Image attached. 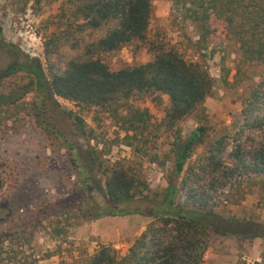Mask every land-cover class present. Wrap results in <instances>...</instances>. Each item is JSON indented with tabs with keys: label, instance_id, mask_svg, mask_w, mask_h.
Returning <instances> with one entry per match:
<instances>
[{
	"label": "rangeland",
	"instance_id": "374dc122",
	"mask_svg": "<svg viewBox=\"0 0 264 264\" xmlns=\"http://www.w3.org/2000/svg\"><path fill=\"white\" fill-rule=\"evenodd\" d=\"M207 1L205 7L211 14L205 23L195 20L180 0L151 1L149 39L177 49L187 60L205 65L214 79L211 93L204 101L205 117L199 120L188 116L181 120V139L187 138L200 123L207 126V140L226 131L233 132L240 121L242 100L264 73V63L256 57H247L240 48L241 34L249 35L253 31L264 37V24L255 27L253 15L246 11L252 12L251 4L255 1L244 0L242 14L231 7L225 11L212 10ZM63 3L64 0H0L2 38L13 45L10 49L0 44V72L12 63L34 64L33 59H37L49 78L46 51L52 47V40L60 41L57 50L49 55L55 63L64 66L68 58L86 55L85 43L100 33L85 30L79 35L69 11L62 10ZM146 47L145 42L136 41L115 52L95 56L111 70H117L123 65L144 62ZM31 78L30 73L17 72L0 83V93L12 92ZM46 88L42 97L37 98L33 87L18 102L0 109L3 182L0 264H10V255H17L16 264L33 260V264H78L79 255H90L102 245L113 247L123 256L153 220L148 214L164 198L174 157L173 132L160 124L168 97L148 92L115 108L102 109L50 96ZM136 109L147 110L148 118L134 122L126 131ZM68 111L83 119L85 134L77 129ZM67 143L74 146L83 172L89 173L101 186L93 182L89 192L79 190V171L70 160ZM90 147L96 149L102 170H89L84 156ZM204 151V144L197 145L186 166ZM119 160L129 164L132 172H140L155 201L144 199L117 204L119 211H135L125 215L85 217L81 207H91L93 202L105 206L101 192L105 181L103 169ZM216 178L220 180L208 175L204 182L215 212L226 219L264 224V176L237 179L240 182L234 180L236 183L228 182L224 187L215 184L209 190L207 184ZM177 196L182 202L184 195ZM91 213L94 214L92 209ZM263 255L261 238L211 233L202 264H255Z\"/></svg>",
	"mask_w": 264,
	"mask_h": 264
},
{
	"label": "trees",
	"instance_id": "16d2710c",
	"mask_svg": "<svg viewBox=\"0 0 264 264\" xmlns=\"http://www.w3.org/2000/svg\"><path fill=\"white\" fill-rule=\"evenodd\" d=\"M151 1L64 0L62 10L69 11L79 35L85 30L100 33L85 43L86 55L68 58L64 66L55 63L49 59V55L57 50L60 41L52 40V47L46 51L49 78L37 59H33L34 64L12 63L0 72V83L17 72L25 71L32 75L28 83L12 92L0 93V109L18 102L33 87L37 98L42 97L46 80L50 96L68 99L84 107L115 108L148 92H158L168 97V106L160 124L165 130L173 132L171 146L174 157L164 198L157 202L155 211L148 214L153 220L134 240L127 254L119 256L113 247L102 245L90 255H79L78 264H202L211 233L264 240L263 223L226 219L215 212L212 197L204 185L208 175L220 178L207 184L209 190L211 187L214 189L215 184L224 187L237 179L264 176V73L242 100L240 121L233 132L226 131L217 138L207 140V126L200 123L187 138L181 139V120L188 116H196L199 120L205 117L204 101L211 93L214 79L205 65L187 60L177 49L149 39L147 31L152 16ZM180 1L187 11H191L195 20L205 23L209 18L211 13L205 7L206 0ZM254 1V5L251 4L252 12L249 9L246 11L253 15L252 24L260 27V24H264V0ZM207 2L209 8L215 11H225L231 7L240 14L244 13L241 11L244 0ZM188 3L190 6L186 7ZM240 38L243 54L264 63V37L252 31L249 35L241 34ZM136 41L145 42L147 46V59L142 63L111 70L95 56L102 52H115ZM0 44L10 49L13 47L11 43L3 41L1 27ZM68 114L74 119L77 129L85 134L83 119L72 111H68ZM144 117L148 118L147 110L136 109L126 131L133 127L134 122L143 121ZM68 144L70 160L79 171L78 188L89 192L90 188L93 189L91 183L96 181L91 179L89 173L83 172L74 146ZM199 144L205 145V151L186 166ZM85 155L90 171L102 170L96 149L90 147ZM103 174L105 181L101 192L106 204L99 206L93 202L91 207H81L85 217L97 219L107 215H125L135 211H119L117 204L144 199L155 201L149 195L152 191L144 177L138 171L132 172L125 161L119 160L105 167ZM2 183L0 174V190ZM96 185L101 186V183L96 182ZM179 193L184 195L182 202L178 199ZM89 211L90 214H87ZM17 260V255H10V264H16ZM255 264H264V255Z\"/></svg>",
	"mask_w": 264,
	"mask_h": 264
}]
</instances>
